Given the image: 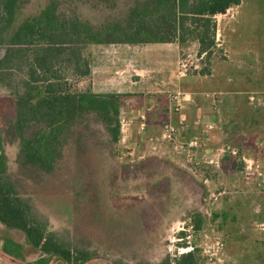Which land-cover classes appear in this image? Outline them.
Here are the masks:
<instances>
[{
  "label": "rangeland",
  "instance_id": "obj_1",
  "mask_svg": "<svg viewBox=\"0 0 264 264\" xmlns=\"http://www.w3.org/2000/svg\"><path fill=\"white\" fill-rule=\"evenodd\" d=\"M152 1L21 0L10 35L56 2L61 15H79L94 32L117 28L115 36L124 32L129 38L132 12ZM216 20L217 46L212 57H199L195 32L180 47L188 69L184 73L209 74L216 59H226L224 34L236 63L229 67L231 80L236 81L231 88L243 84L246 92L254 91L240 96L245 103L251 95L264 100V0H242ZM3 56L4 50L0 59ZM221 72L217 69L219 78ZM19 77L18 72L10 80L12 89L0 82L4 177L30 206L33 218L70 248L76 259H84L70 263L52 256L49 264H160L192 250L198 264H264V249H255L256 236L264 241V174H246L239 155L222 161L220 167L188 161L189 170H183L174 161L175 142L162 138V128L155 136L143 137L137 123L130 139L124 124L117 141L114 118L103 111L57 126L48 159L51 168L30 162L26 144L35 139L38 129L44 130V124L18 128ZM75 85L84 90L90 82ZM237 139L215 133L212 141L215 148L240 149ZM261 140L264 143V132ZM260 159L264 165V155ZM218 240L223 248L217 247ZM4 244L20 247L22 254L5 253ZM186 245L189 248L182 247ZM43 256L23 231L9 229L0 221V264H36Z\"/></svg>",
  "mask_w": 264,
  "mask_h": 264
},
{
  "label": "trees",
  "instance_id": "obj_2",
  "mask_svg": "<svg viewBox=\"0 0 264 264\" xmlns=\"http://www.w3.org/2000/svg\"><path fill=\"white\" fill-rule=\"evenodd\" d=\"M20 1L0 0V52L4 50V56L0 59V82L12 89L10 80L18 72L22 74L16 88L17 126L25 130L33 125L44 124V130L38 129L35 139L26 144L27 159L44 166L51 163L48 159L52 154L51 146L57 140L54 137L57 126L75 122L83 114L108 112L115 122L114 138L119 140L120 95L98 94L92 91L91 86L81 90L75 85L89 79L92 74L91 59L85 52L90 44H184L188 41L187 36L195 32L199 42V57L206 55L210 58L217 46L216 17L240 5L242 0L152 1L141 10L132 12L129 38L124 32L115 36L117 28L104 33L94 32L79 15H61L56 2L39 16L24 21L10 35ZM188 23L189 29L186 28ZM4 168L5 156L0 134V221L9 229L23 231L28 243L43 253L44 256L36 264H49L52 256H60L70 263L84 261L76 259L70 248L60 243L42 223L33 218L30 206L20 199L14 187L6 181ZM198 216L202 223L201 215ZM182 247L189 248L187 245ZM14 248L3 245L5 253L20 256L21 248ZM160 264L198 262L192 250L176 257L174 261L168 258Z\"/></svg>",
  "mask_w": 264,
  "mask_h": 264
},
{
  "label": "crops",
  "instance_id": "obj_3",
  "mask_svg": "<svg viewBox=\"0 0 264 264\" xmlns=\"http://www.w3.org/2000/svg\"><path fill=\"white\" fill-rule=\"evenodd\" d=\"M223 38L227 58L216 59L209 74L197 76L182 72L180 43L90 44V86L94 93L120 95V125L125 124L130 139L134 138L137 123L143 137L155 136L162 128V138L175 142L174 161L183 170H189L185 164L188 161L220 167L222 161L239 155L246 174L263 175L260 156L264 155V100L251 95L245 103L240 96L254 91L246 92L243 84L231 88L236 81L231 80L229 67L236 63L224 34ZM215 133L226 139L237 137L240 149L215 148ZM256 239L255 249L263 250V239Z\"/></svg>",
  "mask_w": 264,
  "mask_h": 264
},
{
  "label": "built area",
  "instance_id": "obj_4",
  "mask_svg": "<svg viewBox=\"0 0 264 264\" xmlns=\"http://www.w3.org/2000/svg\"><path fill=\"white\" fill-rule=\"evenodd\" d=\"M182 71L183 73L188 71L187 64L185 62H182ZM216 245L218 248H223V242L221 240H218L216 242Z\"/></svg>",
  "mask_w": 264,
  "mask_h": 264
}]
</instances>
